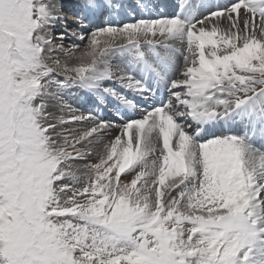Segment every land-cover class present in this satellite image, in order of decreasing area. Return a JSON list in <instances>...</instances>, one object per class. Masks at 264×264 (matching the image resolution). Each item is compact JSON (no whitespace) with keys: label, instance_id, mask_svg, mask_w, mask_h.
Returning <instances> with one entry per match:
<instances>
[{"label":"snow or ice","instance_id":"6c2138e0","mask_svg":"<svg viewBox=\"0 0 264 264\" xmlns=\"http://www.w3.org/2000/svg\"><path fill=\"white\" fill-rule=\"evenodd\" d=\"M134 5L0 0V264H264V0Z\"/></svg>","mask_w":264,"mask_h":264},{"label":"rangeland","instance_id":"374dc122","mask_svg":"<svg viewBox=\"0 0 264 264\" xmlns=\"http://www.w3.org/2000/svg\"><path fill=\"white\" fill-rule=\"evenodd\" d=\"M64 15H65L66 19H68V20H72L73 19V16L68 11H65ZM126 179H130V177H126Z\"/></svg>","mask_w":264,"mask_h":264},{"label":"bare ground","instance_id":"6f19581e","mask_svg":"<svg viewBox=\"0 0 264 264\" xmlns=\"http://www.w3.org/2000/svg\"><path fill=\"white\" fill-rule=\"evenodd\" d=\"M71 18V17H70Z\"/></svg>","mask_w":264,"mask_h":264}]
</instances>
